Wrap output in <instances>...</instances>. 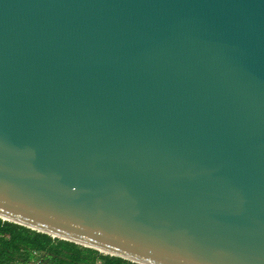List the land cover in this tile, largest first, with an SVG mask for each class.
I'll list each match as a JSON object with an SVG mask.
<instances>
[{
	"label": "water",
	"instance_id": "water-1",
	"mask_svg": "<svg viewBox=\"0 0 264 264\" xmlns=\"http://www.w3.org/2000/svg\"><path fill=\"white\" fill-rule=\"evenodd\" d=\"M0 218L264 264V0H0Z\"/></svg>",
	"mask_w": 264,
	"mask_h": 264
},
{
	"label": "trees",
	"instance_id": "trees-1",
	"mask_svg": "<svg viewBox=\"0 0 264 264\" xmlns=\"http://www.w3.org/2000/svg\"><path fill=\"white\" fill-rule=\"evenodd\" d=\"M138 264L118 255L0 218V264Z\"/></svg>",
	"mask_w": 264,
	"mask_h": 264
},
{
	"label": "built area",
	"instance_id": "built-area-1",
	"mask_svg": "<svg viewBox=\"0 0 264 264\" xmlns=\"http://www.w3.org/2000/svg\"><path fill=\"white\" fill-rule=\"evenodd\" d=\"M103 253H105V252H103ZM100 263H101V261L98 259V260H96V262L94 264H100ZM136 263H138V262H136ZM34 264H42V263H41V260L37 257L34 261ZM80 264H84V263H80ZM138 264H141V263H138Z\"/></svg>",
	"mask_w": 264,
	"mask_h": 264
}]
</instances>
